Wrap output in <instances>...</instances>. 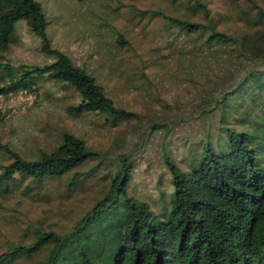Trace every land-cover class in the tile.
Instances as JSON below:
<instances>
[{
	"label": "trees",
	"instance_id": "1",
	"mask_svg": "<svg viewBox=\"0 0 264 264\" xmlns=\"http://www.w3.org/2000/svg\"><path fill=\"white\" fill-rule=\"evenodd\" d=\"M167 1L173 15L131 7L130 19L159 20L172 52L178 38L187 37L182 59L203 51L224 54L229 62L246 60L251 67L200 102L201 116L213 120L201 138L181 144L183 156L175 158L163 147L168 192L158 181L154 196L131 195L130 153L116 157L114 172L108 163L100 164L101 154L69 133L61 134L54 149L30 159L0 144L6 162L0 164V199L49 189L72 194L99 185L91 207L66 232L24 230L20 242L0 252V264H264V7L235 0L244 28L228 33L219 30L223 20L209 9V0ZM182 10L186 14L180 17ZM19 20L40 39L49 64L8 61L6 54L18 42L13 31ZM46 24L38 2L0 0V95L26 90L38 97L43 76L74 91L78 101L66 109L71 116L95 114L110 127L136 119L116 107L84 68L50 48ZM114 42L130 51L121 34ZM87 161L96 165L78 170Z\"/></svg>",
	"mask_w": 264,
	"mask_h": 264
},
{
	"label": "rangeland",
	"instance_id": "2",
	"mask_svg": "<svg viewBox=\"0 0 264 264\" xmlns=\"http://www.w3.org/2000/svg\"><path fill=\"white\" fill-rule=\"evenodd\" d=\"M34 1L45 15L50 48L84 68L116 107L135 113L137 118L110 127L95 114L71 116L66 109L78 101L74 91L42 76L38 80V97L31 93L28 100L1 102L0 144L30 159L39 151L54 149L61 134L69 133L83 140L89 150L101 154L104 161L100 164L108 163L114 172L116 157L130 153L135 167L131 195L154 196L158 181L162 191L168 192L163 147L175 158L183 156L181 144L201 138L207 122L213 120L201 116L200 102L226 88L251 64L246 60L229 62L224 54L213 56L203 51L190 52L182 59L180 53L188 51L187 37L178 38L172 52L159 20L137 23L130 19L131 7L173 15L167 0ZM254 1L264 7V0ZM236 3L209 0V9L223 20L219 30H243ZM185 14L182 10L179 16ZM118 33L129 42L130 51L116 48ZM13 34L18 42L6 54L10 63L43 66L52 61L41 52L40 39L24 21L15 23ZM5 163L0 157V164ZM94 165L96 161H87L78 170ZM98 188L91 184L72 194L49 189L27 198L17 192L0 199V252L8 244L20 242L24 230L34 226L66 232L91 207Z\"/></svg>",
	"mask_w": 264,
	"mask_h": 264
},
{
	"label": "built area",
	"instance_id": "3",
	"mask_svg": "<svg viewBox=\"0 0 264 264\" xmlns=\"http://www.w3.org/2000/svg\"><path fill=\"white\" fill-rule=\"evenodd\" d=\"M31 93H29L26 90H18L17 92H9L7 94H2L0 95V107H1V102L4 101H9V100H14V99H25L28 100L30 99Z\"/></svg>",
	"mask_w": 264,
	"mask_h": 264
}]
</instances>
